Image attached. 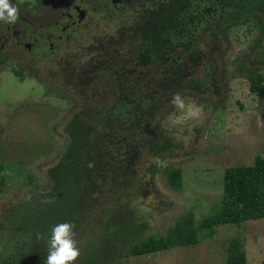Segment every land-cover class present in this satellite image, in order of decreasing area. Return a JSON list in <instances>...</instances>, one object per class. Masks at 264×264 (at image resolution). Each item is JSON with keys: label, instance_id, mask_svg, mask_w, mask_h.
<instances>
[{"label": "trees", "instance_id": "1", "mask_svg": "<svg viewBox=\"0 0 264 264\" xmlns=\"http://www.w3.org/2000/svg\"><path fill=\"white\" fill-rule=\"evenodd\" d=\"M82 3L113 27L95 32L85 44L77 42L82 33L78 31L76 43L74 39L61 51V59L68 60L67 87L76 90L70 95L74 109L62 127L66 146L47 169L50 190L24 198L30 214L19 218L12 233L1 240L0 264H45L51 230L64 222L74 225L79 243L80 255L73 264H124L129 255L198 243V228L210 236L214 226L238 227L246 220L264 218L261 156L251 165L225 169L218 210L196 222L188 212L161 235L146 234L150 220L127 204L146 194V183L138 175L142 159L149 158L147 170L154 174L158 171L154 160L180 147L160 125L173 106V94H197L203 79L221 77L229 28L252 24L258 35L251 48H258L255 61L264 66V46L259 47L264 39V0ZM234 64L248 79L249 91L264 94L261 69L247 67L242 60ZM190 80L194 86H189ZM161 172L168 185L181 189L178 167L166 165ZM5 184L6 166L0 163V193ZM224 264H245L240 237L228 240Z\"/></svg>", "mask_w": 264, "mask_h": 264}, {"label": "rangeland", "instance_id": "2", "mask_svg": "<svg viewBox=\"0 0 264 264\" xmlns=\"http://www.w3.org/2000/svg\"><path fill=\"white\" fill-rule=\"evenodd\" d=\"M11 2L36 16L48 6V0ZM84 21L87 25L81 30L80 44L95 32L113 27L97 13H89ZM257 35L250 22L229 28L221 77L204 80L206 72L202 70L198 95L181 96L185 112L188 105H195L200 109L198 115L175 123L185 113L172 106L161 119V127L175 138L179 135L180 147L154 160L158 166L154 174L147 170L149 158L142 159L138 175L146 183V194L127 203L136 215L150 220L146 234H163L176 218L188 212L196 222L218 210L225 169L251 165L256 156L264 158V94L250 92L248 79L234 64L242 60L264 74V66L254 61L257 47L251 48ZM57 54L37 57L29 66L10 61L0 69V163L6 166V184L0 193V242L12 233L19 218L30 214L24 209V198L50 190L47 169L66 146L62 127L74 109L70 95L76 90L73 86L69 89L65 80L68 60ZM189 86H194L193 80ZM166 165L181 170V189L168 185L161 172ZM150 177L152 183H147ZM85 223L91 227L90 221ZM214 228L210 236L198 228V243L129 255L124 264H224L232 236L242 239L245 264H264V218L246 220L238 227L221 224Z\"/></svg>", "mask_w": 264, "mask_h": 264}, {"label": "flooded vegetation", "instance_id": "3", "mask_svg": "<svg viewBox=\"0 0 264 264\" xmlns=\"http://www.w3.org/2000/svg\"><path fill=\"white\" fill-rule=\"evenodd\" d=\"M83 1L48 0V6L40 16L32 15L11 2L19 8V19L15 24L0 21V69L10 61L29 66L37 57L48 54L54 57L58 51L72 45L76 33L87 25L84 20L89 11ZM79 11L80 19L77 16ZM263 46L264 39L259 47Z\"/></svg>", "mask_w": 264, "mask_h": 264}, {"label": "clouds", "instance_id": "4", "mask_svg": "<svg viewBox=\"0 0 264 264\" xmlns=\"http://www.w3.org/2000/svg\"><path fill=\"white\" fill-rule=\"evenodd\" d=\"M18 19L19 8L12 4L11 0H0V21L7 24H15ZM170 103L182 113H185L183 116L177 117L174 121L175 123H182L184 120L195 117L200 111L195 105H188L185 112L186 105L179 93L173 94ZM177 139H179V135H177ZM25 199L31 200V196L27 195ZM73 228L74 225L70 222L60 223L52 228L51 236L47 241L48 255L45 264H73L79 257L80 251L77 247V241L74 239ZM38 238L43 237L38 234Z\"/></svg>", "mask_w": 264, "mask_h": 264}, {"label": "water", "instance_id": "5", "mask_svg": "<svg viewBox=\"0 0 264 264\" xmlns=\"http://www.w3.org/2000/svg\"><path fill=\"white\" fill-rule=\"evenodd\" d=\"M77 16H78V19H80V18H81L80 11H79V13L77 14Z\"/></svg>", "mask_w": 264, "mask_h": 264}]
</instances>
